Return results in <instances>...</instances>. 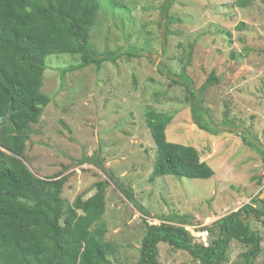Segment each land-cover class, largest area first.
Segmentation results:
<instances>
[{
	"label": "rangeland",
	"instance_id": "374dc122",
	"mask_svg": "<svg viewBox=\"0 0 264 264\" xmlns=\"http://www.w3.org/2000/svg\"><path fill=\"white\" fill-rule=\"evenodd\" d=\"M97 1L100 10L91 28L97 51L130 48L136 54L100 68L90 64L71 71L64 69L78 63V57H45L41 91L50 101L26 141L24 160L30 170L40 178L65 175L61 196L68 202L77 195L87 198L95 191V181L106 179L83 161L97 153L106 172L132 189L153 223H159V215L177 212L191 215L197 226L206 225L261 195L263 161L243 143L240 131L264 147V0L243 8L234 0H173L166 13L175 19L170 22L161 12L168 0ZM191 43L186 73L198 89L215 71L219 82L206 91L204 106L216 124L226 109L236 132L213 135L197 129L184 87L166 76L178 79L168 71L179 72ZM147 105L173 113L168 140L192 145L199 161L212 168V177L150 179L156 152L144 117ZM142 218L110 181L102 221L105 238L118 246L112 264H137ZM247 220L262 238L254 264H264V225L255 216ZM196 232L207 245V232ZM157 247L159 264H200L167 243ZM245 248L232 239L223 264H242Z\"/></svg>",
	"mask_w": 264,
	"mask_h": 264
},
{
	"label": "trees",
	"instance_id": "16d2710c",
	"mask_svg": "<svg viewBox=\"0 0 264 264\" xmlns=\"http://www.w3.org/2000/svg\"><path fill=\"white\" fill-rule=\"evenodd\" d=\"M254 1L234 0V4L243 8ZM172 2L168 0L161 8L168 22L175 20L166 15ZM99 10L97 0H0V118L9 105L12 109L11 122H0V264H112L118 246L105 238L107 228L102 221L105 188L110 181L143 216L144 233L137 264H159V243L186 251L200 264H223L232 239L246 247L240 254L242 264H254L261 253L262 238L247 219L255 216L264 225V196L256 195L236 210L202 226H197L191 215L177 212L159 215L155 217L159 223H153L145 218L148 212L135 199L132 189L106 172L97 153L83 161L96 166L106 179L95 181L92 195H77L70 202L61 196L65 175L55 173L40 178L25 163L26 141L50 101L41 91L47 55L78 57V63L64 69L71 71L90 64L100 68L104 62L136 54L130 48L97 51L91 42V28ZM192 52L191 43L184 59H180L179 72L168 71L178 79L166 76L184 87V99L197 129L213 135L236 132L238 127L226 109L222 121L216 124L204 106L206 91L219 82L215 71L211 70L198 89L194 88L186 73ZM157 70L162 74L161 67ZM144 117L156 152L150 179L165 175L200 179L213 176L212 168L199 161L198 151L192 145L168 140L166 128L173 113L147 105ZM240 134L243 143L259 154L264 167V147L247 139L243 131ZM261 179L264 180V171ZM184 225L207 232L208 244L191 236Z\"/></svg>",
	"mask_w": 264,
	"mask_h": 264
},
{
	"label": "built area",
	"instance_id": "2783aa9c",
	"mask_svg": "<svg viewBox=\"0 0 264 264\" xmlns=\"http://www.w3.org/2000/svg\"><path fill=\"white\" fill-rule=\"evenodd\" d=\"M184 228L186 229V230H188L189 231V233H190V235L191 236H193V237H197V238H201L202 237V239H204V235H196V234H199V233H197L196 231V226H194V225H188V226H184ZM201 234H203V232H201ZM203 241V240H202ZM203 242H205V241H203Z\"/></svg>",
	"mask_w": 264,
	"mask_h": 264
},
{
	"label": "water",
	"instance_id": "95a60500",
	"mask_svg": "<svg viewBox=\"0 0 264 264\" xmlns=\"http://www.w3.org/2000/svg\"><path fill=\"white\" fill-rule=\"evenodd\" d=\"M11 113H12V109H11V106L9 105L7 113L3 117L0 118V122H2V121L11 122V118H10ZM263 193H264V189H263L262 194L259 195L260 198H263V196H264ZM197 262L199 263L200 261L197 260Z\"/></svg>",
	"mask_w": 264,
	"mask_h": 264
},
{
	"label": "clouds",
	"instance_id": "9594fccd",
	"mask_svg": "<svg viewBox=\"0 0 264 264\" xmlns=\"http://www.w3.org/2000/svg\"><path fill=\"white\" fill-rule=\"evenodd\" d=\"M184 226H188V225H184ZM202 232H205V231H202Z\"/></svg>",
	"mask_w": 264,
	"mask_h": 264
}]
</instances>
